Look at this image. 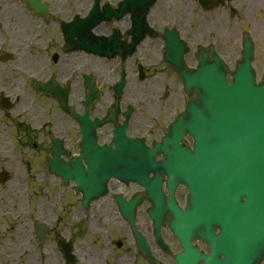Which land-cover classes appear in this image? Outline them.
Here are the masks:
<instances>
[{
	"label": "flooded vegetation",
	"instance_id": "af4514ba",
	"mask_svg": "<svg viewBox=\"0 0 264 264\" xmlns=\"http://www.w3.org/2000/svg\"><path fill=\"white\" fill-rule=\"evenodd\" d=\"M39 1L42 14L28 0H0V264H175L179 241L162 227L172 253L159 246L153 204L140 184L111 180L105 196L82 205L80 144L84 134L90 138V117L104 118L110 111L122 72L120 122L132 106L126 105L130 86L141 98L142 76L154 90L171 80L174 70L163 61L167 29L177 30L188 44L189 64L191 43L211 45L222 24L236 23L238 12L255 0L208 8L198 0ZM91 12L103 19L92 32L121 44L111 58L82 50V43L90 42L89 23H97L90 22ZM144 13L155 37L143 27ZM138 40L127 56V46ZM94 89L101 97L90 112ZM131 112L128 136L153 138V129L144 131L143 122L134 120L136 107ZM96 136L100 145L110 143L112 125ZM186 193L184 188L176 192L181 206ZM136 231L148 243L149 259ZM194 244L210 254L205 243Z\"/></svg>",
	"mask_w": 264,
	"mask_h": 264
},
{
	"label": "water",
	"instance_id": "95a60500",
	"mask_svg": "<svg viewBox=\"0 0 264 264\" xmlns=\"http://www.w3.org/2000/svg\"><path fill=\"white\" fill-rule=\"evenodd\" d=\"M167 42L166 60L179 72L187 96L195 94L196 99L188 100L186 112L154 150L122 137L116 139L115 152L97 153L101 169L95 174L90 165V189L104 191L113 175L129 180L145 179L151 172L156 175L153 180L167 175L172 193L180 183L190 189L187 209L174 206L170 224L184 247L178 264H259L264 259V82H255L252 42H244L243 59L232 73L231 85L218 56L210 63L200 55L199 69L189 71L178 40L173 37ZM173 53L179 57L171 59ZM184 134L193 137V150L188 146L182 150ZM157 154L166 160L155 163ZM130 166L134 176L126 175L132 172ZM80 170L85 177L82 166ZM102 173V179L94 181V174L99 178ZM192 238L207 242L211 257L193 248Z\"/></svg>",
	"mask_w": 264,
	"mask_h": 264
},
{
	"label": "rangeland",
	"instance_id": "374dc122",
	"mask_svg": "<svg viewBox=\"0 0 264 264\" xmlns=\"http://www.w3.org/2000/svg\"><path fill=\"white\" fill-rule=\"evenodd\" d=\"M259 1H261L259 7L250 6L246 11H241L236 23H229V25L223 23L218 37L212 40H215L222 49L225 61L234 66L235 61L241 59L242 32L246 30L250 33L254 39L256 51L254 67L260 80L264 70V0ZM248 21L249 23H247ZM235 37L237 51H235L234 42H232ZM204 42L201 40L191 43V46ZM169 76L171 80L165 78L167 85L164 89L161 88L162 90L151 89L150 82L147 81L138 87H142L141 98L133 86H130L126 97L127 103H132V106L136 107L137 113L134 115V120L139 119L143 122L141 128L144 126L145 130H149L154 125V138L162 134L163 128L171 123L184 106L185 98L180 81L171 73Z\"/></svg>",
	"mask_w": 264,
	"mask_h": 264
}]
</instances>
